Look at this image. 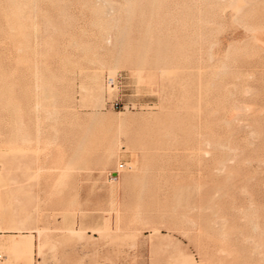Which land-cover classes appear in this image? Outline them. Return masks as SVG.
<instances>
[{
    "label": "rangeland",
    "instance_id": "374dc122",
    "mask_svg": "<svg viewBox=\"0 0 264 264\" xmlns=\"http://www.w3.org/2000/svg\"><path fill=\"white\" fill-rule=\"evenodd\" d=\"M259 39L264 0H0V191L38 216L3 260L264 264Z\"/></svg>",
    "mask_w": 264,
    "mask_h": 264
},
{
    "label": "bare ground",
    "instance_id": "6f19581e",
    "mask_svg": "<svg viewBox=\"0 0 264 264\" xmlns=\"http://www.w3.org/2000/svg\"><path fill=\"white\" fill-rule=\"evenodd\" d=\"M259 40L261 43L264 44V39H259ZM27 136H25L24 134L22 139L25 141L27 139ZM23 157L25 160L23 161V163L19 161L21 157L18 158V161L20 163L18 167L28 168L29 164L26 161L27 160L26 156H23ZM0 164H1V167H0V184H1L4 181H6L8 174L10 175L12 168H13V161L5 150H0ZM17 164L18 163H16V166ZM123 168H125V166ZM14 170H17V169H14ZM24 170H22V173H24ZM27 175H28V172H27ZM27 179H28V176H24V177L22 176L21 179L17 181V182H20L18 186V191H19L20 196L22 197L4 194L3 192L0 191V232L3 231V229L15 232L13 234H5V235L3 234L2 235L3 239L1 242V248H0V256H2L1 258L2 260H3L4 254L6 255L8 253H14L17 251L25 250L24 240L21 238V236H23L22 234L23 229L33 228V226H35L38 220V216L36 213L37 203H35L36 195L31 194V192L28 191L29 189L27 188L29 187H27V182H25ZM28 193H29V196H28ZM29 245L30 247H33L32 241L29 242ZM29 264H31V262H29Z\"/></svg>",
    "mask_w": 264,
    "mask_h": 264
},
{
    "label": "built area",
    "instance_id": "2783aa9c",
    "mask_svg": "<svg viewBox=\"0 0 264 264\" xmlns=\"http://www.w3.org/2000/svg\"><path fill=\"white\" fill-rule=\"evenodd\" d=\"M115 81V78L114 77H110V84H113ZM117 107L119 106L118 104L116 105ZM124 166H126V163L125 162H121L120 163V168H123ZM1 240V239H0ZM0 248H1V244H0ZM2 258V256H0V259Z\"/></svg>",
    "mask_w": 264,
    "mask_h": 264
},
{
    "label": "crops",
    "instance_id": "0c3cea01",
    "mask_svg": "<svg viewBox=\"0 0 264 264\" xmlns=\"http://www.w3.org/2000/svg\"><path fill=\"white\" fill-rule=\"evenodd\" d=\"M0 243L2 242L3 237L0 238ZM0 264H14L13 260H8V258L6 257L4 260L0 261ZM35 264V263H34Z\"/></svg>",
    "mask_w": 264,
    "mask_h": 264
}]
</instances>
